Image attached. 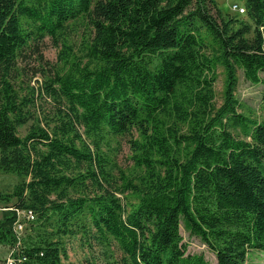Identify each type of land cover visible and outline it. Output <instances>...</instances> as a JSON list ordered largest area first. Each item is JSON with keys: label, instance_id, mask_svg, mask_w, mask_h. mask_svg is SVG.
Listing matches in <instances>:
<instances>
[{"label": "trees", "instance_id": "16d2710c", "mask_svg": "<svg viewBox=\"0 0 264 264\" xmlns=\"http://www.w3.org/2000/svg\"><path fill=\"white\" fill-rule=\"evenodd\" d=\"M243 4L230 14L217 0H0V169L20 178L0 193V244L15 264H64V237L78 232L115 240L121 264H213L188 252L181 227L216 264L264 250V118L241 112L236 96L238 69L264 84V0ZM81 20L79 56L66 39ZM47 36L63 43L66 70L39 82L56 102L40 117L34 87L21 95L16 82L24 51ZM107 135H131L137 175L118 183ZM20 211L34 215L23 236Z\"/></svg>", "mask_w": 264, "mask_h": 264}, {"label": "rangeland", "instance_id": "374dc122", "mask_svg": "<svg viewBox=\"0 0 264 264\" xmlns=\"http://www.w3.org/2000/svg\"><path fill=\"white\" fill-rule=\"evenodd\" d=\"M223 12L230 14H237V10L244 7L243 0H217ZM237 7L238 9H236ZM88 35L87 23L81 20L72 24L68 29V44L72 46V51L76 55H83L85 41ZM63 43L56 46L51 38L47 36L44 42L39 46V52H35L34 46L26 49V55L19 59V67L21 77L16 82V89L23 94L29 91L28 84L34 87L36 92V108L37 114L40 117L46 115H53L56 112V102L49 96H40L39 82L45 78L46 74L50 75L51 69H64L66 65L61 60V53L63 51ZM42 53L43 58L49 62L45 64L39 58ZM51 67V69H50ZM54 67V68H53ZM218 78L214 86V102L220 105L223 99L225 73L222 66L217 69ZM238 85L236 96L240 102L239 110L252 118L262 120L264 118V84H253L248 81L241 69L237 72ZM260 77L264 79V71L260 72ZM34 120H29L26 124L18 127L19 135L23 136L27 133ZM178 127L182 132L189 129L187 123H178ZM239 131H234L237 134ZM131 135H107L102 148L106 152L115 167L113 169L114 177L119 178L120 172H124L128 176H135L140 171L132 159L133 151L129 142ZM134 137H138V132L134 131ZM20 181V178L13 173H6L0 169V193L5 194L10 192L14 185ZM123 197V196H122ZM128 203H137L136 197L132 193H127L124 196ZM4 201L0 197V219L4 210ZM21 226L18 225V234L23 236L29 230V223L26 218L20 214ZM184 241L188 244V252L203 253L210 262L216 264V255L208 246L203 243L198 237L192 236L188 231L181 227ZM64 247L66 254L62 256L64 264H121L123 253L119 248L117 242L113 239H98L91 236V233L84 234L78 232L72 236L64 237ZM11 253V248L8 245L0 244V262L5 261ZM246 264H264V250L251 249L247 253Z\"/></svg>", "mask_w": 264, "mask_h": 264}, {"label": "built area", "instance_id": "2783aa9c", "mask_svg": "<svg viewBox=\"0 0 264 264\" xmlns=\"http://www.w3.org/2000/svg\"><path fill=\"white\" fill-rule=\"evenodd\" d=\"M236 9H238L237 7H235ZM240 11H243V8L241 7L239 9ZM22 213V215L26 218V219H33L34 218V215L31 211H20L19 212V217H20V214ZM20 218H18V221L16 222V231L19 232L18 230V225L21 226L22 224V221L20 222ZM7 264H15V260H14V257L12 256V251L9 255V257L7 258Z\"/></svg>", "mask_w": 264, "mask_h": 264}]
</instances>
